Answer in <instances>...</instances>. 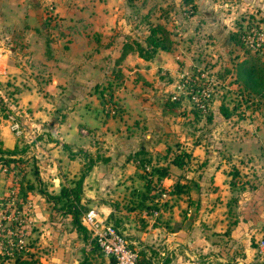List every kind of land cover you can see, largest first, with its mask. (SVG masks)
Listing matches in <instances>:
<instances>
[{"label": "rangeland", "instance_id": "374dc122", "mask_svg": "<svg viewBox=\"0 0 264 264\" xmlns=\"http://www.w3.org/2000/svg\"><path fill=\"white\" fill-rule=\"evenodd\" d=\"M93 1L61 0L58 5L65 8L74 2L76 7L89 9ZM53 2L0 0V47L8 53L7 63H18L19 66L18 77L10 76L9 71L0 77V264H13L16 255L34 257L39 264H106L102 253L94 245L89 247L92 242L87 240L88 233L75 228L67 210L69 202L75 203L81 211L88 206L80 199L76 203L71 194L61 199L56 195L61 187L72 189L84 166L108 150L98 137L105 134V111L115 116L121 113L120 103L116 100L110 102L107 98L108 93L111 96L116 94L114 90L122 83L138 85L136 91L148 113L146 115L156 118L152 126L155 137L160 130L176 122L182 125L181 130L191 132L195 137L207 133L209 138L204 140L202 148H214L223 141L217 140L216 131L223 128L232 136L234 123L241 118L242 123L254 119L255 129L260 131L264 141V0H108L103 7L108 23H102V28L90 23L88 15H57ZM21 3L23 10L18 13L16 4ZM28 7L34 16L27 14ZM154 23H160L168 30L172 44L167 51L154 50L152 56L158 58L157 63L160 64L153 68L154 72L148 71V78L137 70L143 67L142 64L128 58L125 64L122 61L121 66H117L115 58L118 52L110 56V51H106L94 64L102 76L91 80V84L84 86L73 80V84L69 82L64 90L59 87L48 92L39 82L46 81L49 76V65L42 61L28 65L30 51L26 41L31 36L27 33L46 40L47 47L44 44L41 51L45 58L52 51V42H49L58 39V49L63 50L66 44L74 43L72 50H80L83 58L97 51L98 47L101 50L103 46L121 45L134 39L147 46L144 39L149 26ZM253 32L260 43L259 49L245 42L248 33L251 36ZM132 53L137 56L135 51ZM243 60L254 61L260 67L258 81L261 83L257 82L259 84L254 88L244 85L238 77L239 63ZM118 69H122L123 74L114 75ZM201 71L203 76L199 74ZM190 74L197 75L198 86L208 83L211 91L208 106H196L185 92V76ZM31 75L38 83V86L34 85L38 87L35 89L44 100L34 99L28 104L26 99L30 93L25 88L26 81L32 82ZM20 88L25 89L22 97L18 95ZM20 98H23V103ZM174 101H177V109L166 106ZM213 109L225 117L223 127L214 117ZM177 115L181 118L177 119ZM93 117L96 125L90 122ZM60 120H65V125L69 121H77V133L83 136L92 134L90 140L94 146L88 152H83L79 144L74 146L80 157L83 159L85 154L86 159H81L83 162L77 178L68 177L65 184L62 180L60 183L50 181L46 176L57 169L54 161L57 154L48 160L51 156L46 150L51 145L55 151L61 147L57 136V122ZM14 121L17 127L13 126ZM147 128L148 125H144L142 129L147 131ZM211 132L215 133L214 136ZM162 134L166 135L164 146L161 144L154 149L165 150L167 154L155 157L156 163H168V152L171 150L173 155V150L185 145L179 141L178 134L173 138L168 137L166 130ZM47 141L53 143L48 144ZM145 161L148 170L137 164L141 175L150 179L153 197L161 199L159 206H154L158 208L166 202L169 191L162 186L164 196L153 192L154 183L159 181L154 169L163 165ZM259 166L264 168V157ZM230 171L234 181L238 177L243 182L250 180L247 177L249 172L238 173L235 166ZM256 178L260 182L263 177L257 173ZM256 264L262 263L257 261Z\"/></svg>", "mask_w": 264, "mask_h": 264}, {"label": "crops", "instance_id": "0c3cea01", "mask_svg": "<svg viewBox=\"0 0 264 264\" xmlns=\"http://www.w3.org/2000/svg\"><path fill=\"white\" fill-rule=\"evenodd\" d=\"M53 1L54 11L59 16L88 15L90 23L94 25L96 23L100 28L102 23H108L106 9L103 8L108 0H94L89 9L76 7L74 2L70 4L71 6L63 8L64 5L63 7L58 5V3L61 4V0ZM21 6L22 3L16 4L18 13L23 10ZM27 9V14L34 16L30 8ZM96 30L102 32L101 29ZM27 35L31 36L26 41L27 50L30 51L28 65L38 61L49 65L47 67L48 70L50 69L49 76L46 81L39 82L48 89V92L59 87L64 90L69 82L72 81L73 84V80L84 86L91 84V80L95 81L102 76L98 66L94 65L100 60L101 55L110 51V56L117 52L118 56L121 47L115 43L103 46L101 50L98 47L99 51L94 49L97 51L81 58L80 50H72L74 43L66 44L64 53L63 50L58 49L57 43L60 42L58 39V41L49 42H52V51L48 58H45L41 55V51L44 44L46 46V40L31 33ZM7 56L6 49L0 47V77L5 76L8 71L11 73L10 76L13 74L17 76L18 63H7ZM128 58L143 65L137 70L145 78H148V71L154 72L153 68L160 64L157 63L156 57L143 58L128 52L117 66H121L122 61L125 64ZM119 72V75L123 74L122 69H119ZM29 77L32 82L26 81L25 89L30 93L26 102L34 99L35 101L44 100V97L36 90L38 87L34 86H38V83L33 81L32 75ZM136 87H138L137 84L131 83L129 86L122 83L114 90L118 96L116 94L111 96L112 100L120 103L122 110L117 116L105 115V134L99 135L98 139H101L100 143L108 150L102 153V157L98 155L94 158L84 174L80 184V202L95 208L106 221L111 222L123 233L130 246L137 249L150 264H256L257 261L264 264V255L259 258L255 244V240L264 234L262 225L264 168H258L264 157V141L260 131L255 129V120L250 119L247 120L248 123H242L244 121L240 118L234 123L232 136L225 133L223 128L220 132L217 130L215 135L217 140L223 141H220V146L207 149L202 148L204 140L209 138L207 133H201L195 137V134L181 130L182 125L175 122L165 129L168 131L167 135L173 138L178 134L181 138L179 141L185 145L173 150V155L171 150L168 152L170 156L168 163L166 161L156 163L160 154L162 157L167 154L165 150L154 149L159 148L161 144L164 146L163 141L166 135L162 133L165 130H160L158 137L153 136L152 126L156 118L154 120L146 115L148 113L142 105ZM25 89L20 88L18 95L24 96ZM19 100L23 103V98ZM176 104L177 101H174L166 106L177 109ZM213 113L218 124L222 123L223 127L226 123L225 117H222L218 110L213 109ZM176 118L181 117L177 115ZM232 118L235 120L233 116ZM95 119L93 117L90 122L96 125ZM65 124V120L57 122V136L60 138L58 144L61 147L55 151L51 145L46 150L51 156L48 160L54 154L58 156L54 159L57 162L56 171L54 169L49 176H46L48 180H55L56 183L62 180V184H65L68 177L77 178L82 160L86 159L85 154L83 159L80 157V153L74 146L79 144L83 147V152L94 149L93 141L90 140L92 134L83 136L77 133V121H69L67 125ZM241 124L245 126V129H242ZM144 125H148L147 131L142 129ZM211 133L214 136L215 133ZM174 140L177 141V139ZM182 152H185V155L181 156L182 164L177 166L171 159L175 154ZM140 157L154 162V165H168L166 173L157 178L162 186L169 190L166 202L161 203L162 205L158 208L154 206H159L161 199L146 196L145 179L137 164V159ZM233 166L238 173L249 172L247 177L249 176L250 180L243 182L238 177L237 181H234L230 171ZM48 168L52 170L50 166ZM257 173H261L263 177L260 182L256 178ZM149 204L153 207H147ZM87 240L90 241L88 238ZM89 247L93 248V243ZM103 256L106 264H109L111 259ZM48 264H55V262Z\"/></svg>", "mask_w": 264, "mask_h": 264}, {"label": "trees", "instance_id": "16d2710c", "mask_svg": "<svg viewBox=\"0 0 264 264\" xmlns=\"http://www.w3.org/2000/svg\"><path fill=\"white\" fill-rule=\"evenodd\" d=\"M145 44L147 46H143L138 40H132V41H124L121 44L119 55L115 58V63L118 64L124 56L128 52L135 51L140 57L143 58H148L150 57L156 48H159L161 50H169L171 48V38L169 37V32L168 30L160 23H154L153 25L149 26L148 28V33L145 37ZM242 42V40H241ZM47 47V45H46ZM151 48V49H148ZM258 65H255L254 61H248V60H243L239 63V71H238V77L241 78L242 83L244 85H250L251 87H255L257 84L261 83V81H258V73L260 67H257ZM114 75H119V69L117 72L114 73ZM259 82V83H257ZM17 90V89H16ZM15 90V91H16ZM111 102V93H108V98ZM113 102V101H112ZM115 103V102H114ZM112 108V107H111ZM105 115H109L108 110L105 111ZM182 155H185V152L175 154L171 161L177 166H180L182 164ZM182 156V157H181ZM138 164H142L143 167L146 165V159H142L141 157L137 159ZM90 164H86L84 166V169L81 171L78 179L74 183L72 189H68L67 187H61L59 190V193L56 195L57 199H61L63 196H68L69 194L72 195V199H74L77 202H79V193H80V184L82 181V178L84 174L87 172L89 169ZM157 176L164 175L166 173V167H157L154 169ZM144 177V175H143ZM145 179V177H144ZM150 179H145V191H146V196L149 198H152L153 193H151L150 186H149ZM147 207H153L151 204L147 205ZM85 208L84 210H86ZM68 212H70L71 220L72 223L75 225V227L83 232H87L86 229L83 227L80 221V215L84 211L77 207V205L74 203L69 202L68 204ZM264 227V221L262 223ZM95 246V245H94ZM96 247V246H95ZM97 248V247H96ZM98 249V248H97ZM99 250V249H98ZM139 261L142 264H150L147 262L146 258L144 256L140 255ZM13 264H39L38 259L32 258V257H22L21 255H16L13 258Z\"/></svg>", "mask_w": 264, "mask_h": 264}, {"label": "built area", "instance_id": "2783aa9c", "mask_svg": "<svg viewBox=\"0 0 264 264\" xmlns=\"http://www.w3.org/2000/svg\"><path fill=\"white\" fill-rule=\"evenodd\" d=\"M249 34L245 42L255 49H259L260 43L254 38L255 33H251V36ZM199 74L203 76L204 72L201 71ZM196 78V74L185 76V92L196 106L206 107L211 99V91L208 83L198 86ZM13 126L17 127L16 121H14ZM144 170H148L147 165L144 166ZM154 186L153 192L165 195L160 181L154 183ZM80 221L88 233V239L103 255L111 259L109 264H142L139 261L138 250L130 246L123 233L111 222L106 221L95 208L88 207L84 210L80 215ZM255 244L256 253L260 258L264 255V236L257 238Z\"/></svg>", "mask_w": 264, "mask_h": 264}]
</instances>
